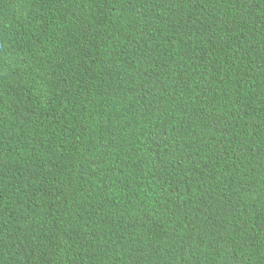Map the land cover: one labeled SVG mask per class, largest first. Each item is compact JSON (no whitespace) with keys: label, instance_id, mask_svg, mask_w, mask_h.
Listing matches in <instances>:
<instances>
[{"label":"trees","instance_id":"obj_1","mask_svg":"<svg viewBox=\"0 0 264 264\" xmlns=\"http://www.w3.org/2000/svg\"><path fill=\"white\" fill-rule=\"evenodd\" d=\"M0 264H264V0H0Z\"/></svg>","mask_w":264,"mask_h":264}]
</instances>
